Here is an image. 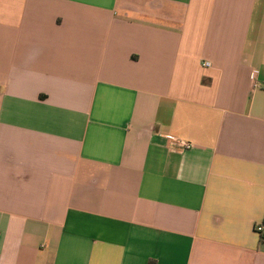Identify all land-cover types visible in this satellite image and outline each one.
<instances>
[{"label":"crops","instance_id":"obj_1","mask_svg":"<svg viewBox=\"0 0 264 264\" xmlns=\"http://www.w3.org/2000/svg\"><path fill=\"white\" fill-rule=\"evenodd\" d=\"M260 223L264 0H0V264H264Z\"/></svg>","mask_w":264,"mask_h":264},{"label":"built area","instance_id":"obj_2","mask_svg":"<svg viewBox=\"0 0 264 264\" xmlns=\"http://www.w3.org/2000/svg\"><path fill=\"white\" fill-rule=\"evenodd\" d=\"M204 64H205V66H210L209 62H205ZM252 79H253V82L255 83V86H258L257 73L256 72L253 73ZM181 145L186 146L187 143L181 141ZM255 228H256V231L261 235V239L264 240V224L260 223V224L256 225Z\"/></svg>","mask_w":264,"mask_h":264}]
</instances>
